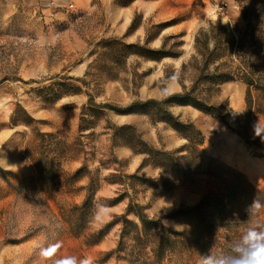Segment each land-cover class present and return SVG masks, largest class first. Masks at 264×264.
<instances>
[{
    "label": "rangeland",
    "instance_id": "374dc122",
    "mask_svg": "<svg viewBox=\"0 0 264 264\" xmlns=\"http://www.w3.org/2000/svg\"><path fill=\"white\" fill-rule=\"evenodd\" d=\"M157 1L178 11L169 17L135 13L130 21V0H93L85 6L75 0H0V264H200L204 255L229 253L249 225H264L261 208L252 211L248 223L228 222L205 242H194L188 237L189 225L163 218L164 225L186 235L178 237V244L160 262L131 240L133 229L117 250L120 223L98 243L90 244L95 230L124 216L129 198L143 205L148 216L158 217L195 204L205 182L201 177L169 191L114 182L130 183L124 174L133 173L142 158L120 138H113L115 126L131 124L148 144L166 150L181 147L186 140L144 114L87 110L91 107L88 95L96 103L119 106L149 99L153 92L161 93L155 98L161 99L171 94L167 82L175 77L179 92L194 85L201 98L221 105L223 113L229 111L226 119L234 124L245 107L246 84L240 80L209 83L203 70L219 73L244 67L264 75V0H191L184 9L180 5L190 0H136L133 4ZM136 28L137 36L143 37L130 41L133 37L127 35ZM232 35L244 40L239 51L230 44ZM108 40L140 48L117 51L121 45L112 49L106 45ZM143 48L161 49L168 55L148 58L154 53ZM110 50L118 52V61ZM127 50L146 56L127 54ZM210 52L206 65L205 54ZM52 82L69 83L79 90L46 102L35 90ZM169 110L202 130L207 155L238 169L264 189V148H248L219 119L191 105H170ZM255 120L258 127L264 126V114ZM42 161L58 171V185L52 175L48 182L39 180L35 162ZM79 168L78 176L72 178ZM139 174L156 177L161 173L145 166ZM89 178L95 191L84 226L76 207ZM121 192H127V197L112 203ZM127 217L136 220L131 214Z\"/></svg>",
    "mask_w": 264,
    "mask_h": 264
},
{
    "label": "trees",
    "instance_id": "16d2710c",
    "mask_svg": "<svg viewBox=\"0 0 264 264\" xmlns=\"http://www.w3.org/2000/svg\"><path fill=\"white\" fill-rule=\"evenodd\" d=\"M133 1V0H130ZM241 16L246 20V14L241 11ZM209 27H214L209 24ZM225 28V25H222ZM204 35L207 41L209 37ZM230 44L234 45L235 49L239 51L243 47V39L241 37L231 36ZM121 45L117 51L123 49L140 48L137 44H121L114 40H108L106 45L115 49V45ZM153 56H146L135 50H127V54H140L152 59H160L168 54L161 52V49H145ZM116 50H110L111 57L117 60ZM210 53H206V65L210 61ZM209 56V57H208ZM203 70L206 74L202 76L209 83L220 84L230 80H240L246 84V91L244 96L245 107L240 114L234 119V124L227 121L229 111L222 112L221 105L210 104L206 99L201 98L195 93V86L189 89L183 87L181 92L166 94L161 99H145L134 100L124 106H119L111 103H96L91 95H88L87 103L89 108L87 110L103 111L104 109L111 110L118 114L138 113L144 114L153 121H160L166 126L175 131L177 135L184 138L186 143L181 147L173 150H166L162 147H156L144 141L141 135L136 131V128L131 124H122L115 126L112 131L113 138H120L123 144L127 145L129 149L135 153L142 155L141 161L137 169L131 174H124L125 180H114L119 184L142 185L145 187H155L165 191L174 189L175 187L195 183L201 178L205 182L204 190L199 200L191 206H180L173 209L169 213L154 217L148 216L144 212L143 205L128 199L125 207L124 216H116L115 220L108 221L101 228L95 230L89 238L90 244L98 243L101 238L110 230V228L120 223L122 226L120 238L118 241L117 250L123 242V237L132 229L134 234L130 236L131 240L139 246H144L147 249L149 257L155 261L160 262L165 256L166 252L174 248L178 242V237H185V232H178L164 225L161 220L163 218L172 219L177 222L187 224L191 227L188 233L191 241L205 242L212 235L216 234L222 226L226 227V223H240L244 225L248 223L252 216V209L250 206L253 201H259L264 205V189L254 186L246 175L227 165L219 159L207 155L202 149L203 134L202 131L191 121L182 120L179 116L174 115L170 110V105H191L203 113L219 119L231 132L236 134L243 143L251 149L261 150L264 148V126L258 127L256 131V116L264 114V108L261 104L264 101V75L260 72L258 75L253 70L244 67H236L235 70H228L226 72H213ZM61 77V76H60ZM62 79L66 77H61ZM47 89V92L42 90ZM79 88L72 86L69 83H54L37 88L35 91L39 97L46 102H54L66 91L76 92ZM23 109V108H22ZM85 109V110H86ZM14 113L11 119L14 120ZM85 112H83L84 118ZM37 163V164H36ZM150 166L161 173L156 177H145L139 174V171L145 167ZM37 168L38 178L40 181L48 182L52 175V181L59 184L58 171H53L52 165L48 162H35ZM82 169L79 168L71 176L76 178ZM52 172V173H51ZM95 183L89 178L85 186V194L81 204L76 207L80 210L79 221L86 224L87 217L91 216V209L93 206V195L95 191ZM127 192H121L113 198L112 203L122 201L127 197ZM264 208V207H262ZM131 214L136 220L129 219L127 216ZM112 253V252H111ZM111 253L109 255H111ZM136 257H139L137 255ZM138 259V258H137Z\"/></svg>",
    "mask_w": 264,
    "mask_h": 264
},
{
    "label": "clouds",
    "instance_id": "9594fccd",
    "mask_svg": "<svg viewBox=\"0 0 264 264\" xmlns=\"http://www.w3.org/2000/svg\"><path fill=\"white\" fill-rule=\"evenodd\" d=\"M257 129L258 124L256 131ZM262 207L264 205L259 201H253L250 206L252 210H259ZM200 264H264V225H249L243 235L233 242L229 253L204 255Z\"/></svg>",
    "mask_w": 264,
    "mask_h": 264
},
{
    "label": "crops",
    "instance_id": "0c3cea01",
    "mask_svg": "<svg viewBox=\"0 0 264 264\" xmlns=\"http://www.w3.org/2000/svg\"><path fill=\"white\" fill-rule=\"evenodd\" d=\"M91 1H93V0H75V3L80 5V6H85V5H88L89 3H91ZM135 1L136 0L132 1V3L130 4L131 6H129V8H128V13H129L128 16L130 18V21H131V18L133 17V15L135 13H141L143 16L150 15V14H155V13H157V14L161 13V14H163L164 17H169V16H172L176 11H178L177 9L168 10V9L164 8L163 5L161 3H159V1L154 2V3L141 2V3H138V4L134 5L133 3H135ZM191 2L192 1L190 0L188 3L185 2V3L181 4L180 8L184 9V8L189 7ZM132 4H133V6H132ZM138 30L139 29L136 28V29H134L133 32H131V33H129V35H127L128 37H133V38H131L130 41H133L135 39L138 40V39H141L143 37L142 34L140 36H137L138 33H140V31H138ZM155 47H159L158 44H156ZM182 61H183V59L179 60L180 63ZM168 82H167V86H169L171 88L169 93H176V92H179L181 90V86L179 85V83L177 82L175 77L173 79H170ZM151 95H154L153 96L154 99L156 97H158V98L161 97V93L156 95L155 92H153V94H151ZM153 97H149V98H153ZM178 107H181V106H178Z\"/></svg>",
    "mask_w": 264,
    "mask_h": 264
},
{
    "label": "bare ground",
    "instance_id": "6f19581e",
    "mask_svg": "<svg viewBox=\"0 0 264 264\" xmlns=\"http://www.w3.org/2000/svg\"><path fill=\"white\" fill-rule=\"evenodd\" d=\"M233 152V151H232ZM230 156H233L231 152H229Z\"/></svg>",
    "mask_w": 264,
    "mask_h": 264
}]
</instances>
